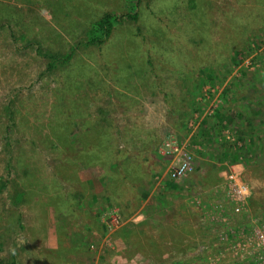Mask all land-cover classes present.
<instances>
[{
	"label": "rangeland",
	"instance_id": "obj_1",
	"mask_svg": "<svg viewBox=\"0 0 264 264\" xmlns=\"http://www.w3.org/2000/svg\"><path fill=\"white\" fill-rule=\"evenodd\" d=\"M170 133L196 169L160 182ZM232 168L239 229L264 222V0H0V264H240L221 242L195 254Z\"/></svg>",
	"mask_w": 264,
	"mask_h": 264
},
{
	"label": "built area",
	"instance_id": "obj_2",
	"mask_svg": "<svg viewBox=\"0 0 264 264\" xmlns=\"http://www.w3.org/2000/svg\"><path fill=\"white\" fill-rule=\"evenodd\" d=\"M194 147L190 138L182 140L173 133L165 136L157 147V153L163 159L165 170L157 176V179L160 182L165 179L178 181L192 174L196 169ZM233 168L227 178L229 184L224 195L227 200L217 201L207 211L212 219H218L216 221L218 223L213 228L209 241L197 243L195 254L213 260L214 256L209 254L211 247L213 243L221 242L228 245L227 255L238 263L264 264V222L259 223L257 219H253L248 226H244L240 230L238 222L234 219L246 213L247 201L251 192L249 186ZM123 219V213L120 210H115L110 215L108 227L112 230L118 228ZM239 233L243 238L238 237ZM222 256L224 255L222 254ZM217 260L219 261V259Z\"/></svg>",
	"mask_w": 264,
	"mask_h": 264
},
{
	"label": "trees",
	"instance_id": "obj_3",
	"mask_svg": "<svg viewBox=\"0 0 264 264\" xmlns=\"http://www.w3.org/2000/svg\"><path fill=\"white\" fill-rule=\"evenodd\" d=\"M139 3H137V8ZM139 11L135 8L134 11L128 13H117L112 11L105 12L101 17L95 20L91 27L87 30V44L90 45H102L104 44L112 35L115 27L125 21L138 20ZM71 56L66 55L65 60H68ZM52 62L58 60L59 56L51 55ZM238 157L234 158L233 162L236 163ZM27 195L26 190L16 189L15 193L11 196L14 204H19L23 198ZM122 212V211H121ZM123 213V212H122Z\"/></svg>",
	"mask_w": 264,
	"mask_h": 264
},
{
	"label": "crops",
	"instance_id": "obj_4",
	"mask_svg": "<svg viewBox=\"0 0 264 264\" xmlns=\"http://www.w3.org/2000/svg\"><path fill=\"white\" fill-rule=\"evenodd\" d=\"M160 128V125H159ZM157 132H159L158 127L155 125H151V146H155L156 140H157ZM157 154V149H156Z\"/></svg>",
	"mask_w": 264,
	"mask_h": 264
}]
</instances>
